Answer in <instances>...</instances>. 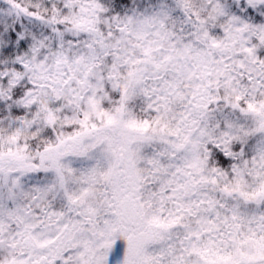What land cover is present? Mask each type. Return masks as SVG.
Returning a JSON list of instances; mask_svg holds the SVG:
<instances>
[{"label": "snow or ice", "instance_id": "snow-or-ice-1", "mask_svg": "<svg viewBox=\"0 0 264 264\" xmlns=\"http://www.w3.org/2000/svg\"><path fill=\"white\" fill-rule=\"evenodd\" d=\"M0 264H264V0H0Z\"/></svg>", "mask_w": 264, "mask_h": 264}]
</instances>
